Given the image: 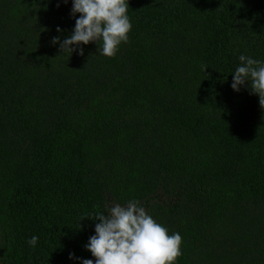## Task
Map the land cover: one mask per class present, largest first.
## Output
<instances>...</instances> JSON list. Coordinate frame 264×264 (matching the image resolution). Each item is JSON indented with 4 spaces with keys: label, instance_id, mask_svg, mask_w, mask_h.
Here are the masks:
<instances>
[{
    "label": "trees",
    "instance_id": "1",
    "mask_svg": "<svg viewBox=\"0 0 264 264\" xmlns=\"http://www.w3.org/2000/svg\"><path fill=\"white\" fill-rule=\"evenodd\" d=\"M71 7L0 0V264L94 260L92 218L133 198L178 264H264V104L230 86L264 60V0H129L114 57L51 42Z\"/></svg>",
    "mask_w": 264,
    "mask_h": 264
},
{
    "label": "clouds",
    "instance_id": "2",
    "mask_svg": "<svg viewBox=\"0 0 264 264\" xmlns=\"http://www.w3.org/2000/svg\"><path fill=\"white\" fill-rule=\"evenodd\" d=\"M63 2L66 4L68 0ZM71 4L70 15L79 14L71 34L63 41L59 36L51 41L59 44L61 53L83 55V45L102 42L98 52L114 57L120 46L129 41L133 27L128 14L129 0H71ZM57 31L62 29L57 27ZM238 59L240 63L232 72L231 88L239 92L242 86L250 87L251 92L258 95L260 104H264V60L243 54ZM106 208V212H99L92 218L98 222L94 234L84 245L95 259L70 252V260L78 264H178V258L183 255L181 233L170 234L140 200L133 198L124 204L114 202ZM39 239L33 235L27 243L35 248Z\"/></svg>",
    "mask_w": 264,
    "mask_h": 264
}]
</instances>
